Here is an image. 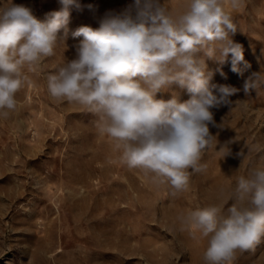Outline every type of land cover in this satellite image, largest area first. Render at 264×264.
<instances>
[{"label":"rangeland","instance_id":"374dc122","mask_svg":"<svg viewBox=\"0 0 264 264\" xmlns=\"http://www.w3.org/2000/svg\"><path fill=\"white\" fill-rule=\"evenodd\" d=\"M12 2L41 20L62 7L59 0H0V7ZM132 2L78 0L81 7L70 8L66 38L55 54L35 72L24 69L28 79L16 94L17 110L0 118V264H205L207 239L181 231L178 217L209 205L227 207L238 177L264 167V86L249 96L239 92L230 109L214 110L220 128L210 126V132L217 147L205 153L206 169L175 197L169 185L121 163L113 143L98 133L96 116L50 97L47 75L73 58L83 39L72 33L98 28L106 14H120ZM162 3L178 15L188 0ZM225 10L237 25L232 38L243 46L246 63L236 73L230 54L223 64L204 58L211 83L242 89L252 73L264 72V0ZM172 92L180 102L190 98L177 86L157 98ZM232 264H264V237L253 249L237 251Z\"/></svg>","mask_w":264,"mask_h":264},{"label":"clouds","instance_id":"9594fccd","mask_svg":"<svg viewBox=\"0 0 264 264\" xmlns=\"http://www.w3.org/2000/svg\"><path fill=\"white\" fill-rule=\"evenodd\" d=\"M59 2L61 9L43 20L24 4L0 7V118L17 110L16 94L28 79L24 69L37 71L65 41L70 8L81 6L78 0ZM241 3L188 0L186 10L173 15L162 0H133L122 13L106 14L98 28L81 26L72 33L83 39L74 57L47 75V91L54 101L80 105L96 116L98 133L113 143L121 163L141 169L154 184L169 185L175 197L189 189L193 174L206 169L201 161L217 147L210 132V126L220 128L214 110L230 109L239 92L249 96L264 86L261 71L242 89L211 83L204 58L223 64L230 54L231 70L240 73L244 49L232 38L238 29L225 5L237 10ZM173 86L190 98L180 102L175 92L157 98ZM225 204L178 217L181 231L207 239L205 264H232L237 251L253 249L264 237V167L238 177Z\"/></svg>","mask_w":264,"mask_h":264}]
</instances>
